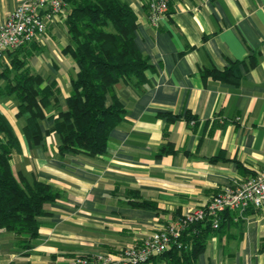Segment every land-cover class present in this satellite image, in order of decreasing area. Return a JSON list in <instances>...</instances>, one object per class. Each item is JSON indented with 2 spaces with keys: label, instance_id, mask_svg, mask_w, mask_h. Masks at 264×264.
Instances as JSON below:
<instances>
[{
  "label": "crops",
  "instance_id": "obj_1",
  "mask_svg": "<svg viewBox=\"0 0 264 264\" xmlns=\"http://www.w3.org/2000/svg\"><path fill=\"white\" fill-rule=\"evenodd\" d=\"M23 1L0 0V24ZM123 1L137 14L136 42L150 65L143 84L123 79L114 85L126 114L105 153L61 155L59 134L48 132L50 115L58 116L54 107L44 109L43 141L30 147L14 95L0 94V112L21 144L10 158L14 173L62 194L44 205L36 238L0 229V264H65L79 255L117 254L264 168V0H173L160 26L149 21V0ZM69 44L65 20H59L16 52L31 73L45 78L42 87L57 83L63 109L77 72L64 52ZM13 55L0 61V72L12 70ZM113 99L108 94L107 104ZM163 149L170 151L160 155ZM142 201L153 205L134 204ZM226 215L195 264H264V205ZM149 264L169 263L156 257Z\"/></svg>",
  "mask_w": 264,
  "mask_h": 264
},
{
  "label": "trees",
  "instance_id": "obj_2",
  "mask_svg": "<svg viewBox=\"0 0 264 264\" xmlns=\"http://www.w3.org/2000/svg\"><path fill=\"white\" fill-rule=\"evenodd\" d=\"M66 1L69 9L65 25L70 44L64 52L70 54L77 65V72L70 80L67 108L63 109L60 104L57 83L54 81L42 87L45 78L31 73L25 59L16 53L31 43L10 51L14 54L13 67L0 72V78L4 79L0 94L14 95L17 117L24 121L22 130L30 147L43 141L44 109L54 107L58 116L50 115L54 124L48 132L59 134V153L97 156L107 151L111 131L126 114L114 93V85L123 79L143 84L150 64L137 45V14L130 4L123 0ZM209 72L226 76V72L215 69ZM108 94L114 98L111 104H107ZM167 115L172 120L179 118V115ZM20 150L21 144L11 122L0 112V229L31 240L39 235V229L45 223L41 220L47 214L44 205L57 201L62 194L49 183L31 181L23 174L14 173L11 154ZM169 151L163 149L160 155ZM218 157H210V160L218 161ZM134 204L153 205L147 201ZM225 213L226 218L229 211ZM213 229L211 221L190 224L181 238L183 247L179 249L174 245L158 257H165L169 264H195L199 254L206 249Z\"/></svg>",
  "mask_w": 264,
  "mask_h": 264
},
{
  "label": "built area",
  "instance_id": "obj_3",
  "mask_svg": "<svg viewBox=\"0 0 264 264\" xmlns=\"http://www.w3.org/2000/svg\"><path fill=\"white\" fill-rule=\"evenodd\" d=\"M173 0H149L148 18L160 26ZM66 0H24L0 24V61L9 51L19 49L47 35L49 25L66 20ZM264 205V168L237 182L225 185L203 206L185 211L173 222L151 232L141 244L127 246L119 253L108 252L79 255L65 264H149L176 245L183 247V232L192 223L211 221L220 226L226 211L242 214L247 209ZM64 264V263H54Z\"/></svg>",
  "mask_w": 264,
  "mask_h": 264
}]
</instances>
